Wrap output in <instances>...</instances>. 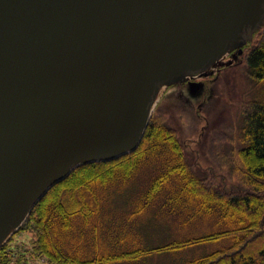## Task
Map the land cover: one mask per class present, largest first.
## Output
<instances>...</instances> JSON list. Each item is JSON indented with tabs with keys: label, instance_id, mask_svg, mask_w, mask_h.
Masks as SVG:
<instances>
[{
	"label": "water",
	"instance_id": "obj_1",
	"mask_svg": "<svg viewBox=\"0 0 264 264\" xmlns=\"http://www.w3.org/2000/svg\"><path fill=\"white\" fill-rule=\"evenodd\" d=\"M263 23L264 0H0V245L75 167L136 149L163 85L199 94L190 75Z\"/></svg>",
	"mask_w": 264,
	"mask_h": 264
},
{
	"label": "trees",
	"instance_id": "obj_2",
	"mask_svg": "<svg viewBox=\"0 0 264 264\" xmlns=\"http://www.w3.org/2000/svg\"><path fill=\"white\" fill-rule=\"evenodd\" d=\"M262 26L251 34L250 38L257 35V44L247 54L246 70L252 78L264 82V24ZM169 112L167 105L159 103L155 107L133 151L111 160L82 163L52 185L19 227L18 231L31 234L28 243L16 244L10 239L0 245V264H34L39 257H45L47 264H107L117 259H135L154 250L162 252L223 237L231 238L227 246L185 264H264V95L250 100L241 113L239 138L244 145L237 154L241 165L238 178L232 182L222 178L220 185L196 174L187 165L184 141L179 139L176 128L168 124ZM145 156H162L161 164L165 165L164 172L154 179L149 195L166 181L183 182L180 187L187 204L182 210L186 215L190 211L194 216L218 217L221 228L155 247L95 258H81L68 252L65 239L70 238L74 228H79L77 232L83 234V225L95 213L88 191L94 194L95 187L105 186L120 176L128 177ZM195 160L198 163V159ZM207 168L211 169L209 165ZM209 172L208 175H218Z\"/></svg>",
	"mask_w": 264,
	"mask_h": 264
},
{
	"label": "rangeland",
	"instance_id": "obj_3",
	"mask_svg": "<svg viewBox=\"0 0 264 264\" xmlns=\"http://www.w3.org/2000/svg\"><path fill=\"white\" fill-rule=\"evenodd\" d=\"M248 36L241 53L237 48L220 64L226 66L214 69L215 74L210 73L209 80H201L199 94H192L186 82L163 85L155 105L169 107L168 124L176 128L179 139L184 141L187 165L217 185L222 178L228 182L237 180L241 169L237 154L244 145L239 138L241 113L250 100L264 95V82L252 78L246 70L247 54L257 44V35ZM163 159L145 156L128 177L120 176L105 186L95 187L94 194L88 191L95 213L83 225V234L77 232L79 228L72 229L70 238L65 239L67 251L81 258H95L220 229L218 217L194 216L190 211L186 215L182 210L187 204L180 187L183 182L166 181L149 195L154 179L164 172ZM209 171L218 175H208ZM29 238L28 231H16L11 240L20 244L28 243ZM230 242V237H223L162 252L154 250L135 259H117L107 264H185Z\"/></svg>",
	"mask_w": 264,
	"mask_h": 264
},
{
	"label": "flooded vegetation",
	"instance_id": "obj_4",
	"mask_svg": "<svg viewBox=\"0 0 264 264\" xmlns=\"http://www.w3.org/2000/svg\"><path fill=\"white\" fill-rule=\"evenodd\" d=\"M233 51H235V49L230 50L229 53L227 54V56H225V58H226V57L229 58V55L232 56V55H233V54H232ZM225 58H224V59H225ZM217 69L220 70V69H221V66H218ZM210 70H211V69H209V71H210ZM216 73H217V72H216ZM212 74H215V72H213ZM209 75H210V73H208L206 76H203V77L199 78V77L196 75V73H194V74H191V75H190V78H191V79L193 78V79H195V80H206V81H207V80H209V79L211 78ZM193 76H194V77H193ZM204 78H205V79H204Z\"/></svg>",
	"mask_w": 264,
	"mask_h": 264
}]
</instances>
